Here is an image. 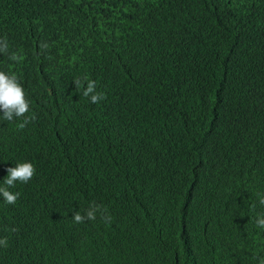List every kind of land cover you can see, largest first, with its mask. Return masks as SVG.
<instances>
[{
  "label": "bare ground",
  "instance_id": "bare-ground-1",
  "mask_svg": "<svg viewBox=\"0 0 264 264\" xmlns=\"http://www.w3.org/2000/svg\"><path fill=\"white\" fill-rule=\"evenodd\" d=\"M224 3L227 10H236L241 6L240 0H225ZM127 4L124 7L121 0H53V12L50 8V13L54 14L50 34L51 114L57 116L67 110V104L63 102L65 97L79 101L85 114L100 118L108 116V119L112 118V113L115 114L117 123L110 119L112 124L107 128L113 135L106 133L108 137H104L110 147L103 150L109 163L91 175L87 169L93 166L88 164L85 167L77 160L76 153L85 152L90 162L96 156L93 155L94 150H87L90 147L89 138L84 132L80 133L84 136H80L77 131L71 136L74 151L70 149L76 156L73 167L77 182L57 176L51 167L57 146L41 138L45 134L34 129L33 120L20 129L18 125L25 117L6 121L0 112V187H7L3 184L7 169L15 167L17 163L29 161L36 169L28 183L17 182L15 187L8 188L20 194L15 204H6L0 197V238L6 237L8 240L7 248L0 247V264H30L26 228L32 219L37 222L34 231L37 236L52 231L65 232L62 226L72 221L74 212L83 214L95 203L106 207L111 219H103L97 214L95 220L86 221L89 227L87 232L101 237L105 233L109 238L111 234L112 238H124L138 230L137 226L144 229L151 224L153 207L163 213L179 207L182 201L189 204V196L182 190L187 181L186 173L182 180L173 152L189 149L193 128L216 134L211 135L214 143L213 152L206 156L208 162L216 157L226 160L223 167L202 179L197 192L199 204L189 211L193 232L198 240L215 238L232 247L235 255L241 259L249 255L246 238L239 231L241 221L238 214L264 206L259 203L264 198V164L261 161L264 159V141L259 140L258 134L243 120V115L249 117L252 109L261 107L260 101L243 88L245 83L250 82V74L238 70L234 62L241 59L245 63L246 58L257 57L264 50V10L260 11L258 19L248 10L245 25L227 21L231 27L254 33L248 36L244 49L231 48L230 59L227 54L223 57L225 66L221 77L215 81L221 94L229 97L225 100L227 104L220 105L213 101V109L205 112L200 102L175 97L177 93H171L172 86L164 88L166 98L163 94L155 96L162 87L163 79L172 76L171 43L166 44L167 61L162 62V69L157 67V72L149 67L143 75V82L136 83L140 80L135 79L134 73L142 72V52L153 50L160 41L167 43L170 40L167 23L174 26L180 41L189 39L191 29L185 20L173 14H161L163 7H168L170 11L173 8L168 0H139L137 4ZM213 4H216V0ZM149 30L153 33L151 37L146 32ZM146 37L149 44L144 43ZM217 50L221 53L220 49ZM132 55L135 58L133 63ZM151 57L152 53L145 60ZM125 65L135 68L132 70ZM0 71L15 74L18 78V72L14 69L0 68ZM85 76L96 81V91L105 95L100 103H90L75 88L73 80H83ZM121 86L132 90V103L124 94L121 105L114 107ZM23 89L30 105L25 116L32 117L35 108V113L37 111L35 94L29 88ZM105 105L111 110H106ZM209 112H215L217 117L209 116ZM217 121L227 124L232 132L229 139L223 136ZM64 132L67 133V130ZM109 137L113 146L108 143ZM66 140L67 136L59 143L64 144ZM45 148H49V151ZM97 152L100 153V150ZM53 178L58 179L61 187L50 193L49 180ZM215 189L219 191L217 204L208 196ZM93 190L98 191L97 198L87 195ZM209 208L212 210L209 211ZM209 212L214 214L213 218L209 217ZM219 215L232 227L230 232H225L218 223ZM259 217H264V209H260ZM39 220H42V230L38 229ZM206 222L215 223L219 232L202 231L201 225ZM259 237L264 254V229L260 228ZM65 241L68 242V238ZM84 241L82 239L80 243L84 244ZM148 246L158 247L159 240L151 239ZM105 251H108L105 246L96 248L97 253ZM206 257H212V254L202 250L191 251L189 263L203 264Z\"/></svg>",
  "mask_w": 264,
  "mask_h": 264
},
{
  "label": "trees",
  "instance_id": "trees-1",
  "mask_svg": "<svg viewBox=\"0 0 264 264\" xmlns=\"http://www.w3.org/2000/svg\"><path fill=\"white\" fill-rule=\"evenodd\" d=\"M173 7L171 11L168 7L161 9L163 16L173 14L190 27L189 39L180 41L177 31L171 23H167L169 31V41L163 43L158 42L153 50L146 49L142 52L141 67L142 72L135 74L136 83L143 82V75L151 67L157 71V67L162 69V62L167 61L166 44L172 49V76L170 79L164 78L162 87H160L155 96L161 94L166 98L164 92L165 87H171V93H177L180 99L188 102H200L205 108V112L212 110L213 101L220 105H226L227 95L221 94L217 89L216 79L221 77L222 69L225 64L223 57L225 54L230 59L231 48L242 50L247 44L248 36L254 31H241L227 24V21H235L240 25L247 23L248 10L253 14L255 19L260 16V11L264 10V0H240L241 6L236 10H227L224 3L225 0H168ZM124 7L130 4H137L139 0H121ZM253 3V4H252ZM211 4V5H210ZM252 4V5H251ZM53 0H0V38L15 37L19 38L23 44L25 56L24 73H27L41 59V55L36 47L38 37L43 33L51 34V26L53 22ZM144 16V24H145ZM135 18V17H134ZM151 30V29H150ZM148 32V37L153 33ZM237 32V33H236ZM146 39V41H145ZM144 43L149 44L148 38H144ZM220 49L221 53L217 49ZM159 49V51H156ZM155 52V53H154ZM152 53L149 60H145ZM123 58L126 59L125 56ZM251 58V59H250ZM245 63L241 59H237L234 64L238 70H245L250 74L251 80L243 85L246 91H250L255 100L260 101L261 120L264 122V50L260 51L257 57L251 56ZM131 62H135L133 55ZM129 66L130 65H125ZM132 70L135 67H131ZM158 72V71H157ZM160 72V71H159ZM127 95V99L132 103L130 87H120L119 94L114 100V107H119L122 103L123 95ZM174 97V95H173ZM64 105L67 104V110L52 116L51 112L42 109H35L32 121L34 129L45 134L41 137L50 141L57 147L55 148V156L51 163V167L55 175L60 176L68 181L77 182V176L74 171L73 162L76 156L70 151H74L72 144L73 133L79 131L85 133L90 140V152L94 150L93 155L96 156L94 161H88L85 152L76 153L78 161L88 166V172L93 175L98 170L108 165L109 161L104 157L103 150L110 148L104 140L106 133L109 136L113 134L107 131L111 127V120L117 123L115 114H111L112 118L98 117L92 114H85L81 108V104L77 100H71L67 97L63 100ZM106 110H111L105 105ZM226 110L227 108H221ZM209 116L217 117L215 112H209ZM114 117V118H113ZM188 121V119H187ZM61 122V123H60ZM36 123V124H35ZM60 123V124H59ZM225 138L229 139L231 130L223 121L216 122ZM37 127V128H36ZM67 130V133L64 132ZM211 134L202 128L192 129V139L190 147L187 151L173 152L175 162L180 166L182 158L186 164L187 181L182 190L185 192L190 203L184 201L177 208H172L161 213L155 207L152 208L153 217L150 225L144 229L137 226L130 235L124 238H111L105 233L101 235L87 232V220L83 223H73L70 221L68 225L62 226L65 232L52 231L50 234L37 236L35 233L29 234L36 228V219H32L26 228L28 233V246H26L30 264H190L189 255L191 251L202 250L206 254H212V257H206L203 264H259L260 260H264L262 254V244L259 233L260 228L254 223L249 224L247 216L253 215L254 221L259 217L260 209L255 207L252 211L238 214L241 221L239 227L240 233L246 238L249 246V255L246 259H241L235 255L232 247L227 246L221 241L212 238L211 240H198L194 232L189 233L186 227L180 228L177 224L190 221L191 213L195 205H198L197 192L201 187L202 179L199 175L203 173L205 176L212 171L210 167L217 164V168H221L226 164L223 157L214 158L208 162L207 154L213 152V139ZM64 144L59 140L66 137ZM112 139L109 137L108 143ZM94 145V149H92ZM113 146V143L110 144ZM68 149V152L66 150ZM49 151V148H45ZM100 150V153L97 152ZM264 164V159L262 161ZM184 180V176H180ZM162 179V178H161ZM160 179V180H161ZM62 184V183H61ZM61 187L57 178L49 180L48 191L53 193ZM166 187V186H165ZM167 185L166 188H168ZM175 191V189H174ZM219 191L215 189L208 196L215 204L219 202ZM91 198H97L98 191L93 190L87 194ZM231 195V193H230ZM259 198V194H257ZM212 209L209 208V211ZM39 223L42 220L38 221ZM223 226L225 232H230L232 227L226 220L219 215V222ZM219 228V227H218ZM64 236V237H63ZM68 238V242L65 241ZM84 239V244L80 240ZM151 239L159 240L158 247L148 246ZM126 243V244H125ZM100 245V246H99ZM105 246L108 251L97 253V247ZM91 249V251H90ZM60 257L58 260L54 258Z\"/></svg>",
  "mask_w": 264,
  "mask_h": 264
},
{
  "label": "clouds",
  "instance_id": "clouds-1",
  "mask_svg": "<svg viewBox=\"0 0 264 264\" xmlns=\"http://www.w3.org/2000/svg\"><path fill=\"white\" fill-rule=\"evenodd\" d=\"M36 47L41 55V59L33 66L27 73H24L25 56L22 41L19 38L8 37L0 38V68L14 69L18 72V78L15 74H8L0 71V112H2L3 119L12 121L14 118L25 117L18 125V128L23 129L30 120H34L35 116L26 117L25 114L29 112V101L26 99L23 87L29 88L35 94V103L37 109H42L51 112L50 103L52 94L50 92V83H52V61H51V35L43 32L36 41ZM19 79V82H18ZM75 88L80 90V94L87 98L90 103L98 104L105 99L103 93L96 91V81L89 79L87 76L83 80L74 79ZM23 86V87H22ZM36 109V108H35ZM261 109L256 106L252 109L249 117L243 115L244 122L248 123V127L253 129L261 141H264V122L261 120ZM263 161V160H261ZM218 164V162H217ZM217 164L209 169L214 171L217 169ZM36 169L29 161L17 163L15 167L7 169V176L3 184L7 187H0V197L3 198L6 204H15L19 193H13L8 188L15 187L17 182L28 183L34 176ZM186 164L183 159H180V176H185ZM205 175L200 173L199 177L203 178ZM259 203L264 205V198H261ZM259 209H264V206H259ZM97 214L101 218L110 220L107 208L99 204H91L83 214L76 211L72 215L73 223H83L85 220H95ZM209 217L213 218L214 214L209 212ZM247 222L251 225H256L264 229V217H257L254 221L253 215L247 216ZM176 226L186 227L189 233L195 231L194 225L190 221H186ZM39 230L43 229L42 223L38 226ZM201 229H206L213 233H218L219 228L213 222H206L201 225ZM15 231V229H12ZM36 230V228H35ZM33 230L29 234L34 233ZM8 240L6 237L0 238V247L7 248ZM6 252V251H3ZM2 253V251H0ZM60 257L54 258L58 260ZM259 264H264V260H260Z\"/></svg>",
  "mask_w": 264,
  "mask_h": 264
}]
</instances>
